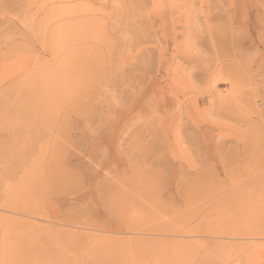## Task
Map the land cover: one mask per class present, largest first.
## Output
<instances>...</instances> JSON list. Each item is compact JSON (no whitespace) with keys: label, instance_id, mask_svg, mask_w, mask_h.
Segmentation results:
<instances>
[{"label":"rangeland","instance_id":"374dc122","mask_svg":"<svg viewBox=\"0 0 264 264\" xmlns=\"http://www.w3.org/2000/svg\"><path fill=\"white\" fill-rule=\"evenodd\" d=\"M0 264H264V0H0Z\"/></svg>","mask_w":264,"mask_h":264},{"label":"bare ground","instance_id":"6f19581e","mask_svg":"<svg viewBox=\"0 0 264 264\" xmlns=\"http://www.w3.org/2000/svg\"><path fill=\"white\" fill-rule=\"evenodd\" d=\"M236 232V231H235ZM230 235V237H232L233 239H239L240 237L243 238V234H239V233H234V234H228ZM229 237V236H228ZM245 238V237H244ZM244 240V239H243ZM224 250V249H222Z\"/></svg>","mask_w":264,"mask_h":264}]
</instances>
